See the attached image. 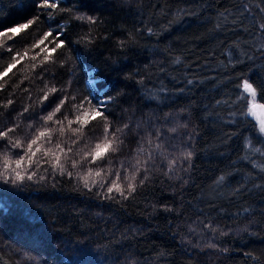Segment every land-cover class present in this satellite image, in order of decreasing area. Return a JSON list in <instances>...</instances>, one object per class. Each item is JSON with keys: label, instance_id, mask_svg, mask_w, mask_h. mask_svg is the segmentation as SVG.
Masks as SVG:
<instances>
[{"label": "trees", "instance_id": "16d2710c", "mask_svg": "<svg viewBox=\"0 0 264 264\" xmlns=\"http://www.w3.org/2000/svg\"><path fill=\"white\" fill-rule=\"evenodd\" d=\"M84 3L99 21L91 27L92 42L80 40L88 26L70 25L71 51L63 57L70 66H49L46 82L71 81L75 95L94 103L114 98L109 119L131 128L114 164L135 148L136 125L166 133L165 154L176 164L169 171L157 159L145 184L119 203L59 172L38 170L20 184L0 180V264H264V135L236 100L241 76L264 81L258 30L264 0ZM245 3L247 12L241 11ZM32 10V0H0V28L24 22ZM16 40L23 49L27 39ZM26 75L0 92V100L15 101L0 109V127L30 103L20 89L9 97L12 83ZM24 87L35 99L43 84L24 80ZM41 107L35 112L47 115L55 104L47 112ZM17 119L26 128L29 121ZM101 131L97 126L87 135L95 139ZM188 151L192 157L185 160ZM221 175L226 186L214 183Z\"/></svg>", "mask_w": 264, "mask_h": 264}, {"label": "snow or ice", "instance_id": "6c2138e0", "mask_svg": "<svg viewBox=\"0 0 264 264\" xmlns=\"http://www.w3.org/2000/svg\"><path fill=\"white\" fill-rule=\"evenodd\" d=\"M32 3V14L24 22L0 28V92L19 73L27 71L28 75L23 80L12 83L9 97L20 89L28 94L27 99L30 101L24 104L9 125L0 127V180L20 184L37 177L38 170L59 172L61 176L75 178L90 192L96 188V195L103 200L117 203L128 200L148 180L157 159L166 161L169 171L176 164L175 158L165 154L166 133L160 129L145 131L136 125L139 131L132 137L135 148L129 151L124 160L114 164L116 154L123 153L127 147L125 130L131 131L129 123L117 127L109 119L111 113L108 103L114 98L107 96L105 100L94 103L91 96L75 95L71 81L60 87L46 82L49 66H70V61L63 58L71 51L67 40L69 26H88L89 31L80 40L91 43L90 30L92 26L98 25V19L84 11L87 8L84 0H32ZM241 11H248L246 3L241 6ZM260 11L264 12V8ZM41 24H45V27L41 28ZM258 30L264 35V22L259 24ZM148 32H152V29L149 28ZM18 36L21 41L27 39L23 49L16 47ZM120 46H124L123 41ZM259 51L264 55V44L260 45ZM245 55L249 60L253 59L248 53ZM24 80L43 84L39 89L40 95L35 99L29 87L20 88ZM239 80L236 100L243 105L241 115L257 116V110L264 111V102H261L264 101V81L256 84L245 76ZM187 83L192 84L193 81L188 80ZM14 103L11 98L0 100V109L7 110ZM36 106H42V112H47L49 108L52 111L47 112V115H39L35 112ZM17 118L29 121L26 128L21 127ZM97 126L102 131L93 139L87 133L94 132ZM171 131L175 132L176 129ZM259 131L264 134V118H260ZM167 147L174 146L168 144ZM183 156L185 160H190L192 152H185ZM42 165L48 167L42 168ZM68 166L76 171L69 170ZM39 179L45 177L39 176ZM225 181L226 177L221 175L214 183L225 185ZM240 191L238 187L234 194ZM165 210L170 209L165 206ZM204 227L215 231L210 223H205ZM209 247L216 245L210 244Z\"/></svg>", "mask_w": 264, "mask_h": 264}, {"label": "rangeland", "instance_id": "374dc122", "mask_svg": "<svg viewBox=\"0 0 264 264\" xmlns=\"http://www.w3.org/2000/svg\"><path fill=\"white\" fill-rule=\"evenodd\" d=\"M92 80H89V82H91ZM253 118L255 119V121L258 123V128H259V124H260V118H264V112L261 110H257V116H253ZM264 135V134H263Z\"/></svg>", "mask_w": 264, "mask_h": 264}]
</instances>
